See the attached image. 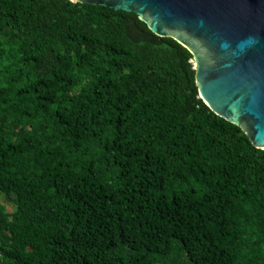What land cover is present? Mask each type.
Wrapping results in <instances>:
<instances>
[{
  "label": "trees",
  "instance_id": "trees-1",
  "mask_svg": "<svg viewBox=\"0 0 264 264\" xmlns=\"http://www.w3.org/2000/svg\"><path fill=\"white\" fill-rule=\"evenodd\" d=\"M134 13L0 0V264H264V151Z\"/></svg>",
  "mask_w": 264,
  "mask_h": 264
},
{
  "label": "water",
  "instance_id": "water-1",
  "mask_svg": "<svg viewBox=\"0 0 264 264\" xmlns=\"http://www.w3.org/2000/svg\"><path fill=\"white\" fill-rule=\"evenodd\" d=\"M136 14L193 56L198 93L264 151V0H72Z\"/></svg>",
  "mask_w": 264,
  "mask_h": 264
},
{
  "label": "rangeland",
  "instance_id": "rangeland-1",
  "mask_svg": "<svg viewBox=\"0 0 264 264\" xmlns=\"http://www.w3.org/2000/svg\"><path fill=\"white\" fill-rule=\"evenodd\" d=\"M0 203H2L5 207H7L9 211H12L14 209L13 204L7 202V200L5 199V196L1 193H0Z\"/></svg>",
  "mask_w": 264,
  "mask_h": 264
}]
</instances>
